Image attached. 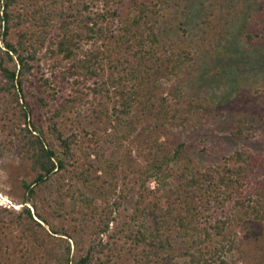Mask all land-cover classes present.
<instances>
[{
  "label": "trees",
  "instance_id": "trees-1",
  "mask_svg": "<svg viewBox=\"0 0 264 264\" xmlns=\"http://www.w3.org/2000/svg\"><path fill=\"white\" fill-rule=\"evenodd\" d=\"M22 1L0 0V126L32 173L22 209L0 208V226L20 231L19 264H116L126 249L132 264H264V152L237 149L200 166L173 133L195 110L183 116L171 102L181 100L194 56L184 36L161 28L162 0ZM46 57L53 60L46 91L100 76L108 62L119 100L94 110L95 144L79 132H89L80 111L88 92H25ZM16 106L19 122L10 115ZM69 120L77 127L64 126ZM132 137L143 141L145 162L135 171L132 211L112 228L120 150Z\"/></svg>",
  "mask_w": 264,
  "mask_h": 264
},
{
  "label": "rangeland",
  "instance_id": "rangeland-1",
  "mask_svg": "<svg viewBox=\"0 0 264 264\" xmlns=\"http://www.w3.org/2000/svg\"><path fill=\"white\" fill-rule=\"evenodd\" d=\"M88 1L100 3L99 0ZM25 2L28 1L23 0L22 4ZM174 2L162 0L161 28L168 31L173 28L171 33L175 36H184L194 62L193 70L183 84L181 100L171 102L183 116L189 107L195 110L185 124L173 125V133L178 134L179 139L187 140L188 151L200 161V166L224 161L237 149L264 152V16L260 15L264 11V0H181L179 7ZM40 3L50 4L51 0H40ZM248 32L252 38L246 36ZM89 47L90 44H83L84 50ZM52 62L50 57L40 62L33 76L34 84H28L25 92L28 96L47 95L48 92L62 96L74 92V88L88 92L87 102L80 111L83 125L89 132L84 135L82 128L79 132L86 144H95L98 137L92 135V131L101 123L93 117L94 110L104 106L111 109L119 100L108 81V62L105 61L106 69L100 70V76L78 85L72 84L71 78L64 89L56 85L46 91L42 82L52 76ZM165 82L171 85L175 80L170 78ZM94 87L101 91L97 93ZM41 111L46 112L45 109ZM10 115L13 121L19 122V107H13ZM43 124L45 135L51 138L52 130L47 123ZM77 124L69 120L64 126L77 127ZM142 144L139 137H132L120 150L123 162L115 197L121 203L116 207L112 228L120 226L132 211L136 199L135 171L145 162L138 147ZM31 178L28 162L14 138L0 126V208L22 209L23 183ZM155 184L153 180L151 185ZM48 185L52 186V179ZM45 190L52 194L50 187ZM51 220L55 226L61 225L59 219ZM103 238L107 239V236ZM19 239L20 231L15 226H0V264H19L22 248ZM177 260L179 264H185L183 259ZM133 262V256L126 249L116 264Z\"/></svg>",
  "mask_w": 264,
  "mask_h": 264
}]
</instances>
